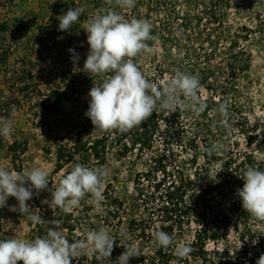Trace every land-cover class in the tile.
I'll return each instance as SVG.
<instances>
[{"label": "trees", "instance_id": "1", "mask_svg": "<svg viewBox=\"0 0 264 264\" xmlns=\"http://www.w3.org/2000/svg\"><path fill=\"white\" fill-rule=\"evenodd\" d=\"M13 1L0 0L4 4ZM231 1L196 0L193 12L187 10L191 0H136L135 7L130 9L118 7L115 0L112 4L106 0H58L50 6V21L39 26L33 39L29 37L31 28L19 21L0 22V65L4 66L12 48L6 44L8 34L16 37L15 41L26 40L44 49L59 44L76 49L86 60L87 14H81L80 21L69 31L58 30L59 17L69 8L89 4L96 14L101 9H114L128 20L147 19L153 25L152 35L158 36V40L147 43L151 50L159 47L160 53L148 58L146 71L140 62L151 51L136 57L140 70L153 82L176 71L197 75L201 85L198 98L206 105L199 114L179 109L171 113L158 108L141 126L128 132H101L94 130L85 116L90 102L88 93L101 80L83 71V66L66 67L61 72V83L45 92L36 86L32 73L5 72L9 94L0 95L1 118L11 120L22 100L32 101L36 97L40 98L44 115L59 119L64 116L55 126L49 125L56 148L52 175L69 173L71 169L67 167L73 163L102 168L108 164L111 152L119 160L133 157L150 162L147 171L136 174V195L129 204L114 195L111 184L105 183L102 212L88 197L70 213L52 210L48 205L41 213L45 222L30 224L29 238L46 234L54 227L50 221H58L69 240L83 238L84 228L115 229L110 232L116 240L110 260L83 256L72 264H117L125 250L139 252V256L130 258L129 264H256L264 254V235L256 234L264 222L254 220L244 211L237 189L243 187L244 181L239 178L243 171L248 166L264 170V160H258L253 152H240L239 137H244L252 147L259 144L261 134L259 124L248 119L247 97L239 81L251 70L247 45L264 28V19L256 16V28L230 23L227 15ZM254 3L247 0L243 11L248 13ZM207 21L210 26L205 27ZM222 104L226 105V114L218 111ZM73 134L75 145L70 147L66 139ZM28 145V140L23 139L6 147L15 171H23ZM180 145H184L181 151L176 149ZM218 170L222 171L217 175L220 182L216 183L209 177ZM30 200L32 205L39 206L35 191ZM226 207L237 214L236 221L224 210ZM2 229L0 210V233ZM121 229L129 235L122 236ZM161 230L175 237V243L167 249L158 247L154 240V232ZM230 231L235 232L236 241L230 239ZM256 239L258 243L254 244ZM181 245L192 249L186 258L176 254L175 248Z\"/></svg>", "mask_w": 264, "mask_h": 264}, {"label": "clouds", "instance_id": "2", "mask_svg": "<svg viewBox=\"0 0 264 264\" xmlns=\"http://www.w3.org/2000/svg\"><path fill=\"white\" fill-rule=\"evenodd\" d=\"M106 2L112 4L113 0ZM115 4L130 9L135 7L136 0H115ZM84 13L83 7L69 8L59 17L58 30L69 31ZM152 28L147 19L128 20L114 9H101L99 14L87 19L85 30L89 51L83 71L101 80L98 86L94 84L90 89L89 108L85 112L94 130L128 132L141 126L158 108L171 113L178 109L191 110L195 114L204 111L206 105L198 98L201 85L197 75L176 71L159 82H153L136 64V57L151 51L147 41L158 40V36L152 35ZM68 51L73 62H78L79 54L72 48ZM218 111L226 114V105L222 104ZM12 131V121L0 119V136L9 137ZM220 171L209 178L219 183L217 175ZM49 176L50 170L46 167L34 166L18 172L0 166V208L6 206L9 197H14L18 206H9L10 211L29 213L28 219L33 224L44 223L40 209L33 211L27 201L33 198L34 191L38 195L48 190L52 198L43 203L52 210L58 208L70 213L88 197L97 210L103 211L106 171L77 163L69 173L61 176L54 190L48 188ZM239 178L244 183L237 189V195L244 211L254 220L264 222V170L248 166ZM50 223L54 227L42 236L0 239V264H72L73 260L83 256L110 260L116 240L107 227L84 228L83 238L69 240L60 230L58 221ZM258 233L264 234V231ZM121 235L127 237L129 234L126 229H121ZM153 235L158 247L167 249L175 243L174 235L162 230ZM253 243H258V239ZM175 251L179 257L186 258L192 249L181 245ZM135 256H139L138 251L125 250L117 258V264H129L130 258ZM256 264H264V254Z\"/></svg>", "mask_w": 264, "mask_h": 264}, {"label": "rangeland", "instance_id": "3", "mask_svg": "<svg viewBox=\"0 0 264 264\" xmlns=\"http://www.w3.org/2000/svg\"><path fill=\"white\" fill-rule=\"evenodd\" d=\"M58 0H14L12 4H4L0 2V22H9L13 24L19 21L22 25L31 28L30 39H33L38 32L40 25L50 21V6L56 4ZM148 2V0H144ZM190 7L187 10H196L195 1L191 0ZM247 0H232L231 7L227 15V21L232 24H248L252 28H256V16L260 15L264 19V2L261 0H253L254 6L250 11L244 12L246 9L245 2ZM69 2V1H68ZM87 19L96 15L92 6L86 4L83 6ZM185 8V9H186ZM145 10V9H143ZM83 18V16H82ZM80 21V20H78ZM205 27L210 26V22H204ZM86 25L84 27V30ZM83 30V33H84ZM7 45L11 44V53L8 63L4 66L0 65V95L7 96L8 77L5 72L26 71L35 76V84L42 92L47 91L59 85L62 81L61 72L68 66H83L85 59L79 54L78 62L74 63L72 54L69 49L64 48L60 44L52 45L50 48L35 47L26 42V40L15 41L16 37L12 34L5 36ZM59 40H61L59 38ZM251 53V70L244 75L239 81V86L247 97V116L251 123L259 124L261 138L259 144L249 147L244 137H239L238 142L240 152H253L258 160H264V28L253 36L252 41L247 45ZM53 49V51H52ZM75 52H80L74 49ZM160 48L156 47L151 50L142 60L141 66L144 71L148 68V58L151 55L158 57ZM40 98L31 100H22V104L17 107L15 115L12 117L13 131L9 137L0 136V166H4L9 170H14L11 159L9 158L6 147L15 140L27 139L29 142L28 151L23 156V170L30 169L34 166L46 167L50 170L48 188L52 190L58 184L61 175H52L56 164V148L53 144L54 134H51L49 125L55 126L60 119L58 116L44 115V110L39 102ZM0 119H3L0 117ZM46 124L47 127H46ZM76 135L67 136L66 144L70 147L75 145ZM184 145L176 147L179 151ZM149 160H135L130 157L126 160H119L115 153L111 152L108 158V164L102 168L108 173L105 180L106 184L112 185L114 195L126 201L127 204L132 201L136 195L134 189V178L136 174L145 172L149 169ZM77 164L73 163L67 168L72 170V167ZM51 192L44 190L37 195L39 206L32 205L31 200L27 204L33 211L40 209V213L48 204L43 203L44 200H51ZM9 206H18V201L14 197H9L6 206L0 208L3 215V229L0 233L2 239L8 238H29L31 231L30 224H33L29 219V213H20L18 211H10ZM226 212L236 221L237 214L224 208ZM259 231H264V226L258 227ZM115 229L110 228V232ZM261 236L264 234L259 233ZM230 239L237 240L235 232L230 231ZM212 249L213 247L210 246Z\"/></svg>", "mask_w": 264, "mask_h": 264}]
</instances>
